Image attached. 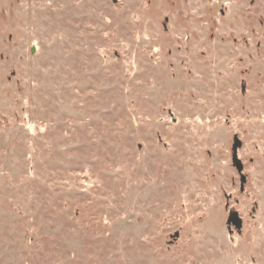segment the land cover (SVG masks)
Instances as JSON below:
<instances>
[{"label": "rangeland", "instance_id": "374dc122", "mask_svg": "<svg viewBox=\"0 0 264 264\" xmlns=\"http://www.w3.org/2000/svg\"><path fill=\"white\" fill-rule=\"evenodd\" d=\"M0 264H264V0H0Z\"/></svg>", "mask_w": 264, "mask_h": 264}]
</instances>
